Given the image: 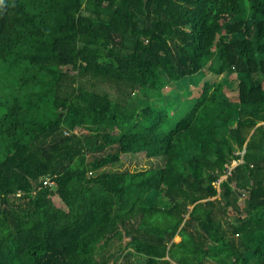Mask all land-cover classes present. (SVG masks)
Instances as JSON below:
<instances>
[{"label":"trees","instance_id":"16d2710c","mask_svg":"<svg viewBox=\"0 0 264 264\" xmlns=\"http://www.w3.org/2000/svg\"><path fill=\"white\" fill-rule=\"evenodd\" d=\"M0 264H264V0H0Z\"/></svg>","mask_w":264,"mask_h":264},{"label":"rangeland","instance_id":"374dc122","mask_svg":"<svg viewBox=\"0 0 264 264\" xmlns=\"http://www.w3.org/2000/svg\"><path fill=\"white\" fill-rule=\"evenodd\" d=\"M191 86H192L191 80L189 78H185L182 81L176 82V84L174 85V88L175 89H179V90H183L184 88L191 87ZM167 89H169V88H166V90ZM185 97H187V96H185ZM182 103L189 106V99H188V97L187 98H183ZM185 109H183L182 112H179L176 117H173L171 115L169 117V123H168V126L167 127L171 128L173 126V124L175 123V121L181 115L184 114ZM140 156L141 155L139 153H135V154H132V153H130V154H122V161L120 163L112 166V167H109V168H112L113 169V168H118V167H128L130 169H134V168H137V167H140V166H142V167L149 166L148 159L147 158H144V157L141 158ZM150 159H151L150 162L152 164H155V166H157V161H159L161 159V157H153V158H150ZM241 204H243V200L241 201ZM128 239H129L128 237H125L123 243H125ZM177 239H178V237H177Z\"/></svg>","mask_w":264,"mask_h":264},{"label":"built area","instance_id":"2783aa9c","mask_svg":"<svg viewBox=\"0 0 264 264\" xmlns=\"http://www.w3.org/2000/svg\"><path fill=\"white\" fill-rule=\"evenodd\" d=\"M48 182H50V183H51V181L45 180V183H48Z\"/></svg>","mask_w":264,"mask_h":264},{"label":"crops","instance_id":"0c3cea01","mask_svg":"<svg viewBox=\"0 0 264 264\" xmlns=\"http://www.w3.org/2000/svg\"><path fill=\"white\" fill-rule=\"evenodd\" d=\"M243 199H241V201H242Z\"/></svg>","mask_w":264,"mask_h":264}]
</instances>
